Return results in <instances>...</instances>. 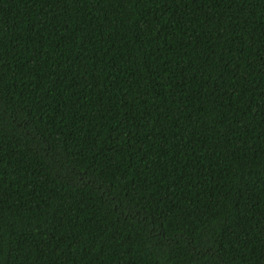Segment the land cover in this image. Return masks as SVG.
I'll list each match as a JSON object with an SVG mask.
<instances>
[{"label": "trees", "instance_id": "16d2710c", "mask_svg": "<svg viewBox=\"0 0 264 264\" xmlns=\"http://www.w3.org/2000/svg\"><path fill=\"white\" fill-rule=\"evenodd\" d=\"M0 264H264V0H0Z\"/></svg>", "mask_w": 264, "mask_h": 264}]
</instances>
